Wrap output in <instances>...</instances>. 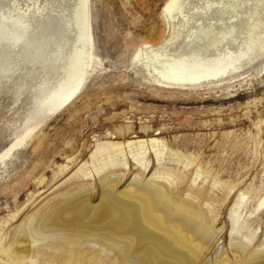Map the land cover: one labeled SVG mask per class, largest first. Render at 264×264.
<instances>
[{
  "label": "rangeland",
  "instance_id": "rangeland-1",
  "mask_svg": "<svg viewBox=\"0 0 264 264\" xmlns=\"http://www.w3.org/2000/svg\"><path fill=\"white\" fill-rule=\"evenodd\" d=\"M168 1L0 0V16L3 8L15 9L8 26L30 15L34 27L40 19L58 40L76 35L64 48V82L53 96L63 87L64 94L68 91L78 60L87 62L79 92L61 111L27 128L26 143L0 162V236L8 233L7 242L20 227L35 228L36 217L66 196L83 192L95 204L105 182L116 183L119 193L132 183H157L177 203L205 213L213 241L197 264L224 257L231 264H264V204L259 206L264 198V0H181V8L167 17ZM208 2L215 4L212 9ZM234 20L242 30L238 41L229 36L201 56L183 53L202 43L195 33L200 25L212 22L222 31ZM254 24L255 45L248 32ZM9 40L20 42L0 27V43ZM191 40L199 44L191 47ZM151 55L167 60L165 75L148 66ZM18 59L13 72L0 75V152L29 125L50 71V65ZM153 138L161 141V154L151 148ZM137 141L149 142L150 151L142 153L147 171L134 159L143 157L141 151L128 147ZM102 143L120 144L125 151L113 150L108 155L113 158L104 161L108 148L102 147L92 167L91 156ZM85 163L89 177L79 171ZM237 205L238 230L231 237ZM49 242H43L41 254H58L62 246L51 249ZM234 248L242 251L240 258ZM96 250L116 262L115 250L99 245ZM249 254L252 261H243Z\"/></svg>",
  "mask_w": 264,
  "mask_h": 264
},
{
  "label": "bare ground",
  "instance_id": "bare-ground-1",
  "mask_svg": "<svg viewBox=\"0 0 264 264\" xmlns=\"http://www.w3.org/2000/svg\"><path fill=\"white\" fill-rule=\"evenodd\" d=\"M255 3L257 4V2ZM207 4L208 9H212V6L215 5L210 2ZM180 8L181 0H169L164 8V14L167 17L172 16ZM219 8L216 9L219 10ZM13 10H15L14 7L8 10L1 9L0 27L7 32H12L20 42L16 43L9 40L0 43L2 46L0 49V75H8L7 73L13 72L15 64H17L16 60L19 57L21 59L18 60L25 63L40 62L42 66L50 65V71L46 73L47 76L45 75L41 82L39 96L36 100L37 107L27 119L29 125L24 127L25 129L20 133L21 135L19 134V137L10 147L0 152V162L11 156L15 150L26 143L27 137L23 135L26 134L27 128H30L35 122L37 123L38 120L61 111L64 104L79 92L85 74V64L87 63L86 58L79 59L78 63L72 68L74 72L69 76L70 86L68 91L64 94L63 87L59 95L53 96L52 92L59 84L64 82V48L67 49L71 45L76 35L74 34L71 41L64 42V36L58 40L57 37L55 38L43 29L44 24L39 22L40 19H36L38 24L34 27L35 22H33L30 15L28 18L8 26L7 17ZM36 13L41 14V12ZM235 17L238 19V16ZM236 21L234 20L233 24L226 27V29L224 27L225 30L222 31H217L212 22L208 26L200 25L199 30L196 32L194 29V31L199 41L203 40L202 43L199 44L198 39L194 42L193 37V42L199 45L183 53L190 56L191 53L195 52V54L201 56L213 46H218L229 38L238 41L241 28L239 30ZM238 21L240 20L238 19ZM60 23L62 24V22ZM241 23L239 22V24ZM256 28L254 24L248 31L249 38H252L254 45L257 42L258 35L254 34ZM193 42L189 43L191 47H195ZM53 47L55 48L52 49ZM52 50L53 58L50 56L51 59H45L47 55H52ZM89 50L88 47L87 53H89ZM178 57L180 60L185 61L183 59L184 54H180ZM147 61L148 66L153 67L159 75H165L164 68L167 60L163 56L151 55ZM160 144L161 141L156 138L150 140L151 148L157 154H161V152H158ZM102 147L108 148L102 155L104 161L113 158L108 156L113 150H121L122 154L125 151L117 143L99 144L98 149L91 156L93 160L92 167H96L97 152L101 151ZM128 147L132 152L134 149L141 151L143 157L139 158L136 155L137 157H134V159L147 171L149 164L143 163V161L145 160L144 154L150 151L149 142H130ZM79 171L84 176L89 177L91 175L86 163L79 168ZM97 172L99 171L97 170ZM115 184L105 182L100 189L99 202L95 204L92 203L91 197L83 192H78L70 197L66 196L61 204L44 217H36L35 228L32 226L29 228L20 227L11 233V239L8 242V233L4 232L0 236V264H197L200 261L203 252L213 241V231L208 226L203 210L195 209L192 205L186 203H177L170 197L164 185L132 183L129 189L127 188L124 192L119 193L116 191ZM263 204L264 198H261L259 206ZM238 211L237 205L231 213L233 221L230 232L231 237L237 235L238 228L235 224V218ZM47 240L50 241L51 249L54 246H62L58 250L56 249L58 254L56 252L41 254L40 247ZM89 242L90 245L88 246ZM97 245L106 247L107 250H115L116 262L109 263L106 261L101 252L96 250ZM233 251L240 258L239 254L241 255L242 251L237 248H234ZM252 255L249 254L243 261L251 262ZM231 263L228 258L224 257L215 264Z\"/></svg>",
  "mask_w": 264,
  "mask_h": 264
}]
</instances>
